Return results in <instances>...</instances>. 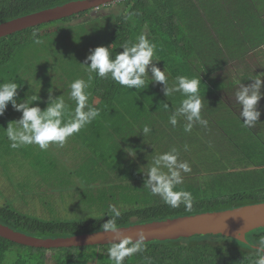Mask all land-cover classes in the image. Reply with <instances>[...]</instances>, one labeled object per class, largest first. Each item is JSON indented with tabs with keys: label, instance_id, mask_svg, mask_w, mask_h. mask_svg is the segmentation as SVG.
I'll list each match as a JSON object with an SVG mask.
<instances>
[{
	"label": "trees",
	"instance_id": "obj_1",
	"mask_svg": "<svg viewBox=\"0 0 264 264\" xmlns=\"http://www.w3.org/2000/svg\"><path fill=\"white\" fill-rule=\"evenodd\" d=\"M70 1L73 0H0V23ZM92 10L97 14L92 16ZM92 10L0 38V82L12 81L27 64L51 55L55 67L59 66L58 80H63L68 91L75 79L87 81L88 74L84 72L87 66L81 63L96 48L95 43L111 46L115 56L123 51L124 42H136L140 34L146 35L156 45L155 55L160 59L157 66L161 70L166 66L169 86L178 75L201 79V114L208 121L207 127L197 124L188 133L178 124L182 136L190 139L196 153L200 152L184 155L187 161L196 163L197 170L196 174L184 177L178 186V190L192 194V207L181 205L173 209L159 196H153L144 187L146 173L142 169H149L159 155L145 146L156 134L158 118L168 121L184 97L180 93L166 97L163 85L151 83L150 77L145 88L132 90L94 74L89 91H95L103 103L94 105L91 95L89 103L101 112L73 137L85 152L76 172L90 186L81 190L79 199L71 203L84 214L77 219L51 213L42 215L46 209L44 204L38 206V202L35 204L41 211L34 214L17 204L26 205L28 195L6 199L0 189V222L28 235L57 238L102 230L101 225L110 219L106 215L110 204L122 213L117 221L120 227L263 202L264 119L254 128L243 127L242 119L233 112L226 115L222 99L226 100V93L235 95L238 89L232 82L229 86L233 89H227L229 76L247 75L231 68L237 67L238 61L244 63L248 51L264 45V8L256 0H120ZM64 30L73 33L69 43L65 39L61 43L59 38L52 43L47 41ZM37 38L45 40L48 55L39 54L37 47L43 43H35ZM58 46L64 48L54 51ZM165 103L169 104L167 109ZM230 103L239 109V105ZM40 107L45 109L44 104ZM72 111L74 108L69 109V113ZM68 118L66 115L65 119ZM146 124L152 131L144 138L140 132ZM159 132L158 128L157 136ZM0 146L6 153L13 150L2 139ZM126 151L137 155L132 158ZM223 158L228 159L219 168ZM201 170L204 172L199 173L203 175H198ZM46 171L39 173L46 177ZM45 180L44 186L48 183L51 189L61 186L58 181ZM66 193L64 189L59 196ZM260 236H264V227L249 232L247 242L223 235L146 242V250L126 258L125 264H148L146 258H150L151 264H253L252 246ZM108 247L110 244L47 249L0 236V264H27V260H33L32 264H113L108 258ZM11 252L18 254L14 263L6 261Z\"/></svg>",
	"mask_w": 264,
	"mask_h": 264
},
{
	"label": "clouds",
	"instance_id": "obj_2",
	"mask_svg": "<svg viewBox=\"0 0 264 264\" xmlns=\"http://www.w3.org/2000/svg\"><path fill=\"white\" fill-rule=\"evenodd\" d=\"M131 17H126L130 19ZM33 37L37 33L33 32ZM40 44V39H35ZM123 51L115 56L112 55L111 46H98L90 50L85 61L88 79H75L70 84V99L75 102L74 111L69 113V106L65 100L50 94L48 105L42 109L39 104L41 97L33 94L22 101L17 100L20 84L14 81L0 82V116H3L11 103L14 110L21 112L18 120L10 121L5 130V135L10 142L12 149H19L24 146L36 145L42 151H47L50 146L63 148L68 139L79 133L87 125L91 124L101 112V109L89 103L91 95L89 89L93 82L92 73L101 79L111 78L119 85L128 89L139 90L145 88L148 78L151 83L163 85V92L166 97L174 93H180L184 99L169 116V123L175 127L182 118L185 121L184 131L190 133L199 124L207 127L208 121L202 117V98L200 95L201 79L178 75L175 82L169 86L166 66L163 70L157 66L160 61L155 55L156 45L146 35L140 34L136 42L126 41L121 45ZM90 61V63H89ZM251 83L240 84L235 91L234 103L239 105V116L243 121V127L254 128L261 123V110L259 102L264 98V77L259 75L249 77ZM169 107L165 103V108ZM70 118L67 120L65 116ZM152 131L149 125H144L140 134L144 138ZM139 134V135H140ZM187 150V145L184 146ZM129 156L135 158L137 153L126 151ZM166 169L167 171H164ZM191 166L187 161L179 160V151L172 148L170 151L155 157L153 165L146 173L144 187L150 190L153 196H159L165 204L175 209L184 205L185 208L192 207V194L186 190H178L183 183L184 173H190ZM110 217L101 225L102 232L113 233L107 248L108 258L113 264H125L126 258L146 250L147 235L139 231L136 237L124 235L118 227V219L122 213L115 205L110 204L107 210ZM105 215V216H106ZM253 264H264V236H260L254 244ZM148 264H151L150 258Z\"/></svg>",
	"mask_w": 264,
	"mask_h": 264
},
{
	"label": "crops",
	"instance_id": "obj_3",
	"mask_svg": "<svg viewBox=\"0 0 264 264\" xmlns=\"http://www.w3.org/2000/svg\"><path fill=\"white\" fill-rule=\"evenodd\" d=\"M264 18V15H262ZM96 47L98 46V43H95ZM264 46V45H263ZM264 50L263 48H257L252 49L251 51H248L246 54H244V58L246 61L240 62L237 64V67L231 68V70H235L237 73L241 72L243 74H247L245 77H236V76H229L230 78L227 79L228 83V90H232L229 86L230 82H232V85H236L237 87L240 86V84H249L251 83L249 77L259 75L260 77H264V68L259 69L256 67L255 60H258V58L261 56V54H264L262 52ZM53 52V51H52ZM48 55V53H47ZM51 55L48 57H44L40 59L39 61H33V63L27 64L26 67L21 69L17 76L12 80L14 82H17L20 84V88L18 89L19 95L17 96V100L22 101L26 98V95L29 96L33 94H38L39 90V96L41 99L39 101L34 102V104H44L45 108L48 105V98L50 94L55 97L61 96L66 102V104L69 106V109L75 108V102L70 99V88L67 90V87L65 86V83L63 80H58V73H59V66L55 67L54 62L51 60ZM251 59L254 60V64L252 63ZM54 65V66H53ZM196 67V65L194 66ZM205 69V68H203ZM86 70V68H85ZM206 71V70H205ZM229 72L230 70H226ZM239 71V72H238ZM88 74L87 71H84ZM225 72V73H227ZM225 73H219L221 76ZM95 73H92L94 75ZM208 75V73L206 72ZM215 74V73H211ZM210 74V75H211ZM89 75V74H88ZM229 75V73L225 74ZM234 87V86H233ZM91 89V88H90ZM89 89V90H90ZM91 96L93 98V104H99L102 105V101L99 97L96 96L95 91L91 93ZM222 103H226L225 111L227 112H233L235 117H239V109L233 107L230 102H234V94L226 93V100L222 99ZM225 100V101H224ZM234 105V103H233ZM259 108L261 110V117L260 121L264 119V98L261 99L259 102ZM22 113L14 110L11 103H9V106L3 116H0V125L2 123L5 124V129L8 126V123L10 121L18 120L21 117ZM182 119V118H181ZM183 120V119H182ZM169 120H162L161 118H158L157 125H156V133L153 134L151 138H149L145 144V146L151 147L154 151L156 150L158 154H162L165 152L170 151L172 148H177L179 151V160L187 161L184 157V155L187 154H197L196 150L193 149L192 145L190 144V139L187 137H183L182 130H184V122L181 123L179 120V123L182 126V130H179V125L173 127L171 124L168 126ZM159 128V136H157V129ZM1 129V128H0ZM73 137H70L68 139V142L63 148L57 147V146H50V148L47 151H42L39 149L36 145H29L24 146L19 149H13L12 153H15V157L7 159L11 163L15 164H21L24 166L23 171L31 173V177H20V176H13L12 175H6V179H2L1 175L3 173L0 172V187H5L7 185H19L20 186V193L15 194V196L18 197H24L22 194L27 192L28 194H33V191H35L37 194H39V188H44V185H36V181L34 180L36 178V174L40 177H44L39 172L44 171L47 169L45 176L53 181H58L61 183V186H57V189L54 191L51 190L53 194H59L61 191H64V189L70 190V189H76V195L71 196L75 200L79 199V196L81 193V190H87L88 186H90L86 180H82L81 177H79L77 169L82 164L83 155L85 152L82 150L80 145H77V141H73ZM183 137V141L179 142ZM2 140H5L8 145L10 146V142L8 141L5 130L2 132ZM150 141V142H149ZM185 145H187V150H185ZM193 149V150H192ZM54 150L57 152V155L51 154L50 152ZM191 166V172L190 173H184L183 176L187 177L190 176L192 173L195 174L196 169V163L193 162V160L187 161ZM11 163L6 164V167H11ZM37 165V166H36ZM36 166V167H35ZM9 169V168H8ZM145 173H147L148 169L142 168ZM12 170V168H11ZM53 170V171H51ZM49 171L51 172L49 174ZM68 172L69 174H65L64 172ZM164 171H167L164 169ZM61 173L62 179L59 180L58 175ZM33 180L32 187L30 189V186L28 185V181ZM85 181V182H83ZM64 183V184H63ZM98 184H102L101 182H98ZM27 187V189H26ZM36 188V189H35ZM60 188L61 190L59 191ZM64 188V189H62ZM51 189V188H50ZM48 194L47 196L44 195V197H41L37 202H43L47 203V201H50V197L52 193ZM13 196V197H15ZM12 197V198H13ZM59 201H61L59 199ZM43 205V204H42Z\"/></svg>",
	"mask_w": 264,
	"mask_h": 264
},
{
	"label": "water",
	"instance_id": "obj_4",
	"mask_svg": "<svg viewBox=\"0 0 264 264\" xmlns=\"http://www.w3.org/2000/svg\"><path fill=\"white\" fill-rule=\"evenodd\" d=\"M117 1L120 0H73L14 18L0 23V38ZM262 227H264V201L227 210L120 226L124 235L133 237H136L139 231H143L147 235L146 242L178 240L201 235H223L247 242V234ZM0 236L19 244L51 249L110 244L113 233L100 230L68 237L42 238L25 234L0 222Z\"/></svg>",
	"mask_w": 264,
	"mask_h": 264
},
{
	"label": "rangeland",
	"instance_id": "obj_5",
	"mask_svg": "<svg viewBox=\"0 0 264 264\" xmlns=\"http://www.w3.org/2000/svg\"><path fill=\"white\" fill-rule=\"evenodd\" d=\"M256 1L259 3V7L264 8V0H256ZM106 11L108 12V10H106ZM96 12H97L96 10H92L90 12V14L93 16V15L97 14ZM263 15H264V11H263ZM236 23L237 24H241V22H239V21H236ZM182 28L184 29L183 26H182ZM70 33L71 32L69 30H64L63 32L61 31L57 35L52 36L51 38L47 39V41L48 42L51 41L50 43H52L54 40H57L59 38L61 40V43H63L64 39L66 40L67 43H69L70 40L72 39L71 35L73 34V33H71V34ZM43 41H44V42H42L43 44H40L37 47V49H39V51H38L39 54H41L42 52L46 54L47 53L46 50H48V49L44 50L45 40H43ZM61 43H59V44H61ZM66 47H68V46H66ZM63 48L64 47L58 46V48L56 50L54 49V51H59L60 52ZM262 48L264 49V46H262ZM262 52L264 53V50H262ZM59 55H60V53H59ZM251 61L254 64V60L251 59ZM255 63H256V67H258L259 69H263L264 68V54H261V56L258 58V60H255ZM224 106H223V108H224ZM227 110H226V115L228 113ZM2 125L5 126V124L2 123L0 125V128H1L0 129V139L2 137V132L5 129V127H1ZM70 142H67V144L70 143ZM194 149H196V148H194ZM50 153L54 154L55 156L57 155V152L55 150H54V153H53V151H51ZM197 153H200L199 150H197ZM216 154H218V153H216ZM13 157H15V153H12V152L6 153L5 150L3 149V147L0 146V172L3 173L1 175L2 179L3 180L6 179L5 174L6 175L14 174L13 176H15V177L16 176H20L21 178L22 177H31V175H32L31 173L23 171V169H24L23 167L24 166H22L21 164H15V163L13 164V163H11L10 161L7 160V159H10V158H13ZM227 159L228 158H223L222 161L220 163H218L219 168H223L225 166L224 162ZM8 163L12 164L11 167H6V164H8ZM11 168H12V170H11ZM199 172H204V171L201 170V171L197 172L198 175H203V173H199ZM64 173L65 174H69L66 171ZM34 174L36 175V178L34 179L36 181V185H41L44 182H46L47 180H45V178L49 179L48 177L42 178V177L38 176L36 174V172H34ZM58 177H59V180H63L62 176H61V173L58 175ZM49 180H51V179H49ZM52 183H54V182L52 181ZM32 184H33V180L29 179L28 185L30 186V189L32 187ZM0 189L5 193L6 199L7 198L11 199L13 196H15V194L21 192L20 191V187L18 185H11V186L7 185V186H5V188H1L0 187ZM26 189H27V187H26ZM58 189H59V191L61 190L60 188H58ZM51 190L54 191V188L50 189V186L48 185V183H46V185L44 186L43 189L39 188V194H37L35 191H33V194H31V193L28 194L27 192L25 193V191H24L23 192L24 196L28 195L27 198L29 199V202H27L26 205L24 204L25 202L17 203V204H18L19 207H21V208H23L25 210H28V211H32L34 214H35V212L39 214L41 209L38 206H42V204H44L46 210L45 211L42 210V215H47V213H51V214H54V215L63 216V217H71V218H75V219H77L78 217H82V216H80V214H84V213L81 212V210H75L74 209L75 207L72 204L75 201V199L72 198L71 196L76 195V192H75L76 189L75 188L67 190V193L64 194L62 197H61V195L59 196V194H57V193L53 194L51 192ZM50 192L52 193V195H51V197L49 199L50 201H47V203L41 202V204L39 202H38L39 204L37 203V201L41 197H44V195L47 196L48 194H50ZM22 198H24V197H22ZM59 198H60V200L62 199V200H65V201L64 202L62 200L59 201ZM35 203H37L38 206ZM85 214H87V212H85ZM90 216H91V214H90ZM17 259H18V254L16 252H11L9 254V258L6 259V261L10 262V263H14ZM32 261L31 260H27V264H32Z\"/></svg>",
	"mask_w": 264,
	"mask_h": 264
}]
</instances>
